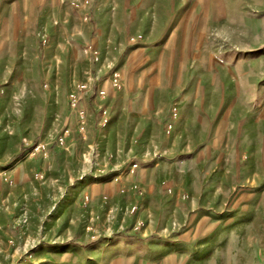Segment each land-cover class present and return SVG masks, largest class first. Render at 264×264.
<instances>
[{
    "label": "rangeland",
    "instance_id": "obj_1",
    "mask_svg": "<svg viewBox=\"0 0 264 264\" xmlns=\"http://www.w3.org/2000/svg\"><path fill=\"white\" fill-rule=\"evenodd\" d=\"M0 264H264V0H0Z\"/></svg>",
    "mask_w": 264,
    "mask_h": 264
},
{
    "label": "built area",
    "instance_id": "obj_2",
    "mask_svg": "<svg viewBox=\"0 0 264 264\" xmlns=\"http://www.w3.org/2000/svg\"><path fill=\"white\" fill-rule=\"evenodd\" d=\"M87 90L86 85L80 84L77 86L75 91L69 95V109L70 112L75 116L76 118V125L78 128V133L81 136V138H85V127L87 125L86 117H87V111L82 107L81 101H82V92L84 93ZM98 97L101 100L103 97V91L98 92ZM106 111H102V118H103V124L107 121L106 117ZM69 136V130L64 129L61 133V135L58 137L57 144L63 145L65 142L64 140ZM42 146L38 145L34 150L41 149ZM132 169L135 168V165L131 167Z\"/></svg>",
    "mask_w": 264,
    "mask_h": 264
},
{
    "label": "crops",
    "instance_id": "obj_3",
    "mask_svg": "<svg viewBox=\"0 0 264 264\" xmlns=\"http://www.w3.org/2000/svg\"><path fill=\"white\" fill-rule=\"evenodd\" d=\"M81 105L83 108H85L87 106L84 101H82Z\"/></svg>",
    "mask_w": 264,
    "mask_h": 264
}]
</instances>
